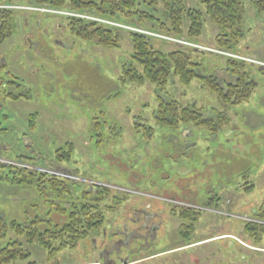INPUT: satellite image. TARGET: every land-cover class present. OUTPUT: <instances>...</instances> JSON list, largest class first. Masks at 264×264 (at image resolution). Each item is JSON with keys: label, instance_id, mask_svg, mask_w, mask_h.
<instances>
[{"label": "rangeland", "instance_id": "rangeland-1", "mask_svg": "<svg viewBox=\"0 0 264 264\" xmlns=\"http://www.w3.org/2000/svg\"><path fill=\"white\" fill-rule=\"evenodd\" d=\"M16 1L23 2L14 8L16 31L0 45V222L25 226L50 216L63 223L55 206L82 201L85 192L89 201L100 199L102 188L108 194L98 202L104 227L54 261L13 231L0 248L19 239L31 257L16 264H264V235L257 247L245 229L264 224V14L256 0H242L244 37L231 51L236 55L218 52L217 28L205 7L190 0L204 14L203 33L192 42L209 50L184 45L203 51L196 54L198 77L164 91L123 83V66L134 53L131 28L118 26L124 29L120 47L97 46L70 35L62 13ZM152 36L172 43L157 41L163 51L175 50L177 40ZM228 58L239 60L231 65ZM210 75L225 92L239 76L254 83L249 100L229 111L228 127L211 136L204 128L157 124L162 101L199 108L205 118L222 111L205 84ZM29 169L46 172L45 179L60 170L71 199L43 196L47 185L20 181ZM177 208L201 213L188 236L194 245L185 246Z\"/></svg>", "mask_w": 264, "mask_h": 264}, {"label": "trees", "instance_id": "trees-1", "mask_svg": "<svg viewBox=\"0 0 264 264\" xmlns=\"http://www.w3.org/2000/svg\"><path fill=\"white\" fill-rule=\"evenodd\" d=\"M189 1L29 0V5L25 7L67 13L61 14L59 17L67 23L70 35L97 46L120 47L124 29L76 15L95 17L137 30H128L132 38L134 53L131 60L123 66L122 81L124 84L137 86L150 83L164 91L177 80L181 85L189 86L198 77L202 61L196 58V54L203 53V51L176 43L173 44L176 47L175 50L166 52L160 49L157 41L160 44H172L171 42L142 32L193 43L192 41L200 38L203 33L204 14L198 9L189 7ZM196 1L205 7L206 16L217 28L218 32L215 38L217 50L236 55L233 52L244 37L241 25L245 16V7L242 0ZM18 2L19 4L16 0H0V5L23 7V2ZM254 5L259 14H264V0H256ZM16 15L17 10L0 9V45L12 37L16 31ZM186 22L189 23L187 30L185 29ZM228 59V64L231 65L238 63L239 60ZM232 72H234L233 69ZM203 78L211 91L221 99L223 110L215 111V117L205 118L203 110L199 108L182 106L174 100L162 101L156 114L159 126L173 130H178L181 127L204 128L210 132L211 136H217L230 124L229 111L249 100L254 89V83L249 82L244 76H239L237 84L229 86L227 92L220 88L213 76ZM2 82L3 80L0 78V85ZM10 97L17 100L21 96L11 94ZM34 116H30L31 122L35 119ZM150 132H152L151 129ZM29 170L26 176L20 174V181L29 184L40 182L42 185H47L43 188V196L50 192L60 197L61 200H64L63 197L66 195L70 197L69 200L71 199L70 187L61 182L57 175L49 174L50 178L45 179L46 172ZM56 172H60V170L56 169ZM97 193L100 195V199L89 201V193L85 192L82 201L77 199V203L68 202L69 206L65 208L62 205L55 206L52 212L58 214L60 218H64L63 223H59V221L55 223L50 216L46 221L39 217L35 218L25 226L16 222L10 224L0 222V239L6 238L9 231H13L18 238L25 235L27 242L40 245L48 252L49 260L54 261L61 252L76 249L82 242L104 227L105 217L99 209L98 202L103 199V195L108 194V190L102 188ZM173 213L184 222L181 225V234L187 233L185 246L196 244L192 237L188 236L194 232L201 213L191 208H177ZM259 216L263 222L264 210ZM43 225L44 227H42ZM245 227L246 231L250 233V237L256 240L254 241L255 245L259 247L257 242L264 235V224L250 222ZM30 257L31 254L23 248V243L19 239H10L7 246L0 248V264L25 262ZM28 264L35 263L29 262Z\"/></svg>", "mask_w": 264, "mask_h": 264}, {"label": "built area", "instance_id": "built-area-1", "mask_svg": "<svg viewBox=\"0 0 264 264\" xmlns=\"http://www.w3.org/2000/svg\"><path fill=\"white\" fill-rule=\"evenodd\" d=\"M15 7H12V6H9V5H0V9H14ZM21 9V8H20ZM80 17H83V18H86V19H89V20H93V21H96V22H100V23H105V24H110V25H114V26H118L114 23H110V22H107L105 20H101V19H97V18H91V17H87V16H80ZM179 42V41H177ZM183 44H186L184 42H181Z\"/></svg>", "mask_w": 264, "mask_h": 264}]
</instances>
